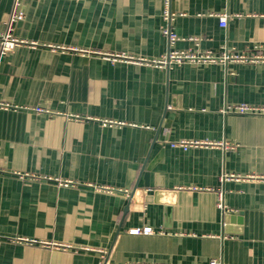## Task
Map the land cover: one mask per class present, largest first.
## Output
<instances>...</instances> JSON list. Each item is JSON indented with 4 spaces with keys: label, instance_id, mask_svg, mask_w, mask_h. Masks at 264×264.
Segmentation results:
<instances>
[{
    "label": "crops",
    "instance_id": "crops-1",
    "mask_svg": "<svg viewBox=\"0 0 264 264\" xmlns=\"http://www.w3.org/2000/svg\"><path fill=\"white\" fill-rule=\"evenodd\" d=\"M14 1L0 34L26 43L0 54V264H264V110H228L264 108V59L142 61L264 54V0H20L9 27Z\"/></svg>",
    "mask_w": 264,
    "mask_h": 264
},
{
    "label": "built area",
    "instance_id": "built-area-1",
    "mask_svg": "<svg viewBox=\"0 0 264 264\" xmlns=\"http://www.w3.org/2000/svg\"><path fill=\"white\" fill-rule=\"evenodd\" d=\"M20 0L14 1V9L12 14L10 15L8 25H10L18 20H22L24 18V12L19 8ZM165 19L168 20L170 18V13L165 10ZM227 14H219V24L220 26H226ZM164 33L167 35L169 43L173 44V42L177 39V36L170 32L168 29H164ZM194 42L198 43V38H191ZM26 43V41L18 39L10 35L9 31L4 34H0V54H4L7 51L11 50L14 46ZM264 47V46H263ZM123 59H129L126 56H121ZM258 59H264V54H244L235 52L232 49L225 48L220 52H212L210 50L205 51H193V50H176L170 49L166 55L151 59V60H142L150 65H154L157 67L168 66L170 64H179V63H221L227 64L228 62H246V61H254ZM1 106H6L7 104L0 103ZM36 112H49L48 109L42 108L40 106H36L33 108ZM230 112H235L239 114H252L262 112L264 108H259L256 106H251L248 104H236L234 106H229L228 109ZM208 142H202L197 140H180L177 142H172V146H180L183 149H187L188 147L206 145ZM224 177H222L223 179ZM217 206L224 210L225 206L223 204V194L221 191L217 193ZM130 234H150L153 230L150 227H133L127 230ZM21 240V239H20ZM23 240V239H22ZM26 241V240H25ZM30 242V240H27ZM44 245L46 242H42ZM209 264H223L219 259L213 258L210 260Z\"/></svg>",
    "mask_w": 264,
    "mask_h": 264
},
{
    "label": "water",
    "instance_id": "water-1",
    "mask_svg": "<svg viewBox=\"0 0 264 264\" xmlns=\"http://www.w3.org/2000/svg\"><path fill=\"white\" fill-rule=\"evenodd\" d=\"M225 218H228V216L226 215Z\"/></svg>",
    "mask_w": 264,
    "mask_h": 264
}]
</instances>
